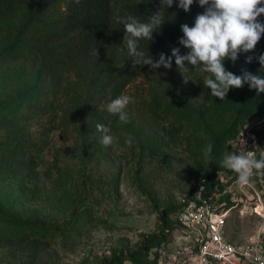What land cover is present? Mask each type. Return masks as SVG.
<instances>
[{"label": "rangeland", "instance_id": "374dc122", "mask_svg": "<svg viewBox=\"0 0 264 264\" xmlns=\"http://www.w3.org/2000/svg\"><path fill=\"white\" fill-rule=\"evenodd\" d=\"M192 9L204 11L195 0ZM25 15L21 7L0 6V264H106L140 247L157 255L154 264H196L180 242L175 213L211 171L220 183L211 191L230 207L227 235L240 242L254 236L264 220V176L254 175L252 186L238 184L223 159L256 146L264 150V93L241 108L237 131L218 137L239 103L260 93L247 83L230 88L221 112L219 98L203 84L210 74L191 65L179 69L172 57L170 69L145 65L124 86L121 95L131 102L129 122L122 123L107 111L112 99L88 88L82 66L60 64L54 76L39 74L40 49L29 40L1 53ZM258 19L264 22V14ZM161 53L171 56L162 51L153 60ZM261 53L264 35L254 52L223 63L235 75H264L258 60L245 63ZM101 120L111 123L115 142L106 149L113 155L89 163L92 179L81 185L82 142L92 133L102 138ZM37 150L41 161L30 163ZM164 232L165 240L147 246Z\"/></svg>", "mask_w": 264, "mask_h": 264}, {"label": "trees", "instance_id": "16d2710c", "mask_svg": "<svg viewBox=\"0 0 264 264\" xmlns=\"http://www.w3.org/2000/svg\"><path fill=\"white\" fill-rule=\"evenodd\" d=\"M177 3L178 0H174L171 7L163 10L165 21L160 29L157 28L152 33L151 41H137L138 50L144 51L153 59L158 52L171 53L174 47L180 48L182 55L189 51L178 42L183 36L180 25L187 23L193 26L197 11L192 9L185 12L177 7ZM0 6L4 9L18 6L26 14L24 20L15 28L13 41L1 53H8L18 41H33L40 49L39 74L54 76L60 64L82 66L81 74L85 77L88 88H93L99 97L107 96L113 100L121 95L122 89L136 72L145 66L133 67V60L123 44V24L117 22V17L133 15L141 22H147L149 16L158 11L161 5L160 0H79V3L76 0H0ZM261 96L262 93L243 99L235 108L229 126L218 137L226 135L233 127L237 131L236 123H240L244 115L241 108ZM226 97L223 100L218 99L221 112H224ZM99 124L108 128L111 126L106 120H101ZM166 133L169 136L175 134L167 126ZM32 145L35 146L34 143ZM82 150L79 181L81 185H85L92 179L89 163L108 160L113 155V148L109 155L106 146L101 143V137L92 133L83 140ZM40 161L38 150L30 155V163L37 164ZM202 183L208 190L220 184L213 171L204 175L194 187ZM21 185L24 186L23 183ZM221 206L228 207L226 203ZM69 232V236L75 238L76 231L71 229ZM51 235L54 238V234ZM69 236L62 235L61 240L69 239ZM163 240L165 232L162 237L149 240L147 246L157 245ZM156 258L157 255L150 257L147 250L140 247L124 257H112L106 264H121L123 259L130 260L131 264H154Z\"/></svg>", "mask_w": 264, "mask_h": 264}, {"label": "clouds", "instance_id": "9594fccd", "mask_svg": "<svg viewBox=\"0 0 264 264\" xmlns=\"http://www.w3.org/2000/svg\"><path fill=\"white\" fill-rule=\"evenodd\" d=\"M204 8L202 13L195 17L194 25L187 23L180 25L183 36L179 38V44L189 49L186 54L180 53V48L174 47L171 56L165 57L161 53L158 60L138 50L139 39L152 40V33L164 23L163 10L173 5L174 0H160V9L149 16L147 22H141L136 16L117 17V22L123 24L125 45L129 57L136 65H148L157 69L161 65L170 69L172 57L179 69L191 65L193 68L209 73L203 79V84L211 89V95L223 100L230 88H241L247 83L250 89H255L257 94L264 93V75L253 74L243 70L242 75H235L224 66V61L230 59L235 62L240 53L254 52L258 41L264 35V22L258 17L264 14V0H195ZM79 3V0H76ZM194 0H178L177 7L185 12L190 11ZM258 60L261 69H264V53L258 56L248 55L245 63ZM202 65V67H201ZM189 78L184 76L187 83ZM131 97L120 95L111 100L107 105L110 114L118 115L120 122L128 123L129 115L126 111ZM96 130L102 134L101 143L105 146L112 145L115 141L110 135V128L103 124H96ZM245 141L240 140L241 148ZM258 151V156H257ZM211 152V146L207 153ZM223 167L236 173V182L241 185L252 186L254 175L264 176V150L256 146L254 151L231 152L223 159ZM203 186L197 192L202 193ZM199 198V196H198Z\"/></svg>", "mask_w": 264, "mask_h": 264}, {"label": "built area", "instance_id": "2783aa9c", "mask_svg": "<svg viewBox=\"0 0 264 264\" xmlns=\"http://www.w3.org/2000/svg\"><path fill=\"white\" fill-rule=\"evenodd\" d=\"M201 185L203 192L197 194ZM222 204L203 183L181 198L176 227L189 258L196 264H264V220L249 241L231 240L225 231L230 207Z\"/></svg>", "mask_w": 264, "mask_h": 264}]
</instances>
